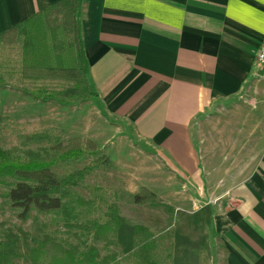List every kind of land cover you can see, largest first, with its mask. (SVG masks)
<instances>
[{"label": "crops", "instance_id": "crops-1", "mask_svg": "<svg viewBox=\"0 0 264 264\" xmlns=\"http://www.w3.org/2000/svg\"><path fill=\"white\" fill-rule=\"evenodd\" d=\"M57 1L0 0V31ZM76 2L94 96L45 101L63 117L45 128L91 141L119 171L165 173L163 195L135 179L132 196L144 188L188 213L207 204L210 264H264V72L253 57L264 0Z\"/></svg>", "mask_w": 264, "mask_h": 264}, {"label": "trees", "instance_id": "trees-1", "mask_svg": "<svg viewBox=\"0 0 264 264\" xmlns=\"http://www.w3.org/2000/svg\"><path fill=\"white\" fill-rule=\"evenodd\" d=\"M76 0H58L17 24L0 31V87H10L39 101L56 100L75 102L94 96L83 68V60L75 20ZM43 25L45 38L38 44L24 43L21 38L29 27ZM25 142H46L37 150L0 147V182L8 187L7 197L23 211L37 208L54 218L64 215L63 205L55 196L70 185L72 178H82L89 167L75 170L56 179L51 168L59 162L93 155L95 145L89 140L71 139L66 145L60 135L35 132L25 136ZM144 195L135 194L133 201L143 203L154 197L146 189ZM61 195V193L59 192ZM146 194V196H145ZM79 202L86 204L81 198ZM204 225H210V207L206 204L193 213ZM123 217L115 203L107 206L106 220L89 222L86 226L94 241L106 246L115 244ZM130 246L120 257L114 253L100 256L97 249L88 245L82 249L68 244L63 246L49 236L32 245L25 244V257L30 264H154L156 247L152 233L143 225L130 228ZM16 234L8 232L0 241V264H16Z\"/></svg>", "mask_w": 264, "mask_h": 264}, {"label": "rangeland", "instance_id": "rangeland-1", "mask_svg": "<svg viewBox=\"0 0 264 264\" xmlns=\"http://www.w3.org/2000/svg\"><path fill=\"white\" fill-rule=\"evenodd\" d=\"M46 34L45 26L37 24L29 27L25 38L21 40L24 39L25 44H38ZM50 104L10 87H0V147L6 149L15 146L23 150H37L46 146L44 141L25 142L24 138L35 132H48L51 135L58 133L56 129L44 126L45 123H51L54 117L63 118L61 114L58 115L57 106L52 102ZM79 120L77 116H67L63 126L69 132H74L79 127ZM71 139L73 138H60V141L66 145ZM116 154L118 155V151ZM112 156L113 158L108 157V160H118V156ZM105 163L104 156L95 153L59 162L51 168L54 177L58 179L62 175L89 167V173L82 178H72L70 185L59 191L61 195L59 192L55 194L63 205L64 215L61 218H54L37 208L31 207L23 211L21 207H15L7 197L8 187L4 183L13 181L1 179L0 241L8 232L17 235L14 259L16 264H30L25 257V244L33 246L44 236L53 238L64 247L71 244L82 249L92 245L100 256L114 253L120 257L129 249L130 228L135 224L145 226L154 236V264H210V246L205 234V225L193 213L174 210L155 197L148 198L143 203H135L133 196L144 195V188L138 189L133 196L130 195L129 186L126 184L129 181L136 183L135 179L153 183L163 195V192H167V189H163L165 173L119 171L113 161L109 165ZM79 198L86 200V204L79 202ZM110 203L117 205L118 213L123 217V224L115 244L106 246L100 241H94L86 226L91 221L104 222Z\"/></svg>", "mask_w": 264, "mask_h": 264}, {"label": "built area", "instance_id": "built-area-1", "mask_svg": "<svg viewBox=\"0 0 264 264\" xmlns=\"http://www.w3.org/2000/svg\"><path fill=\"white\" fill-rule=\"evenodd\" d=\"M254 62L258 64L264 72V44L260 45V47L254 52Z\"/></svg>", "mask_w": 264, "mask_h": 264}]
</instances>
